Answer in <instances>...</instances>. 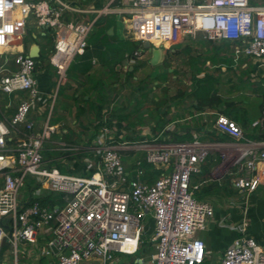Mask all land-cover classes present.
<instances>
[{
  "label": "built area",
  "instance_id": "2783aa9c",
  "mask_svg": "<svg viewBox=\"0 0 264 264\" xmlns=\"http://www.w3.org/2000/svg\"><path fill=\"white\" fill-rule=\"evenodd\" d=\"M71 13L94 17L73 20ZM108 15L116 16L135 42L166 51L167 43L176 45L200 34L208 41L231 43L236 59L247 57L264 65V4L250 0H110L104 7L86 10L63 0H0V250L8 234L16 253L21 242L35 245L42 231L51 235L41 250V256L52 259L49 264H117L116 255L130 258L129 264H204L206 247L197 235L207 229L215 210L210 202L193 198L197 186H191V176L210 155H218L220 163L209 178L219 180L234 169L232 186L238 195H246L256 191L259 171H264V149L248 141L231 119L215 115L214 131L232 138L221 143L193 139L155 147L147 141L116 144L112 128L103 125L92 148L59 144L61 153H94L96 161L87 167L94 170L90 176L62 174L44 160V144L56 127L48 116L35 130L31 111L42 100L35 78L37 61L28 56L35 42L25 52L20 41L31 25L52 38L48 62L59 87L74 58L88 47L95 21ZM30 33L35 39L36 33ZM251 126L264 127V100ZM132 150L143 151L144 162L160 171L152 184L143 180L141 160L134 162L132 175L126 173L119 152ZM28 177L36 188L23 197ZM41 190L61 195L63 205H40L34 198ZM147 218L154 254L145 260L135 255ZM237 227L239 236L219 264H264V247L246 235L247 222Z\"/></svg>",
  "mask_w": 264,
  "mask_h": 264
},
{
  "label": "crops",
  "instance_id": "0c3cea01",
  "mask_svg": "<svg viewBox=\"0 0 264 264\" xmlns=\"http://www.w3.org/2000/svg\"><path fill=\"white\" fill-rule=\"evenodd\" d=\"M109 2L110 0H96V8L91 7L89 9H99ZM68 4L79 7L78 3L68 2ZM85 15L87 14L71 13L68 16L73 20L83 21ZM16 16L20 19V11L16 13ZM118 24L119 21L116 19L115 27L108 29L99 38L93 31L94 29L92 30V37L90 41L88 39V47L82 54L76 56L69 68L70 71L68 70L70 78L64 82L68 87L59 101L57 91L51 89L54 82L52 76L43 68H36L35 78L42 100L31 111V118L35 122V130L40 129L48 116L49 123L53 117L55 119L62 118L57 124L50 123L56 127V133L53 135L57 137L52 140L51 147L52 145L57 147L51 148L48 152L43 150V157L47 163L70 166L66 158L68 156L58 155L60 153L57 150L59 144L92 148L98 142L100 129L103 125H109L112 128L114 132L113 139L116 144L131 143V139H134L137 140L136 142H150L152 147L167 143V141L172 142L171 138L174 135L184 136L190 134L193 139H201L206 138V134L214 131L215 115L221 114L218 110L195 111L191 108L193 102L191 98L186 96L178 98L176 93L172 91L173 87H171V90L166 86L170 84V81L161 85L158 84L159 81H154L155 84L150 82L149 85L152 84V89L151 87L148 89L147 86L140 87L136 83L147 81L148 76L141 77L140 75L145 70L144 66H146L149 55L140 54L136 56L138 50L132 57L128 56L125 51L128 46L125 42H132V40L127 37L124 29ZM184 39L175 46L183 43ZM221 46L226 52H229L228 57H225L232 60L230 69L221 64V61L217 65L209 64L206 61L202 67L217 69L215 76L219 79L217 91L220 98L241 109L243 116L250 123H253L260 117L261 105L264 100V93L261 96L262 91H264V65L253 59L248 61L247 57L236 59L233 57L232 47L225 49L223 45ZM220 47L213 48L217 52L215 54L217 60L224 58L220 56ZM19 49L18 47L15 48V50ZM40 53L39 46V57ZM84 53L87 57H83ZM172 53H175L174 50H172ZM141 63H144V66L131 75L134 67ZM85 69H89L86 74ZM232 70L235 71L234 75H232L233 73H227V71ZM240 73L242 74L240 75ZM171 78V84L174 85L175 76L172 75ZM160 88H165L167 91L165 92L162 89L163 93H157ZM98 93L103 96L101 100ZM100 105L102 107L99 111L98 106ZM55 109L56 115L54 116ZM236 124L242 129L238 123ZM127 137L129 139H126ZM227 141H232V138L229 137V140L223 142ZM259 147L264 149V142L259 143ZM84 154L88 155L84 160L85 169L83 171L86 173L93 170L92 168L87 170L88 164H94L96 160L94 153L89 151ZM74 155L76 154L72 153L69 156ZM123 165L126 173L132 175L134 163L125 162ZM259 174L261 175V183L255 192L246 194L243 203L239 205L235 203L236 197L226 200L230 208L236 204L238 205L234 207V212L222 214L224 215L223 218H220L221 214L218 213L219 216L216 217V210L222 209L221 206L225 202L218 203L214 201L212 203L215 213L208 224L210 231L206 229L197 235L205 244L206 260L213 250L220 254L221 260L224 251L239 236L238 231H230L222 227L223 224L214 225V223H222L221 219H224V222L229 225L231 223H239L238 225H240L245 220L247 222L246 235L264 247V199L259 198L264 192V171L260 170ZM50 237V234L39 231L35 245L21 242L17 245V252L14 253L7 235L6 241H8L9 250L3 242L1 247L3 253L0 256L2 264H43L46 257L41 256V250L45 248ZM220 241H223L222 245H220ZM7 253L9 254L8 257H6ZM46 259L49 262L52 260L50 258Z\"/></svg>",
  "mask_w": 264,
  "mask_h": 264
},
{
  "label": "trees",
  "instance_id": "16d2710c",
  "mask_svg": "<svg viewBox=\"0 0 264 264\" xmlns=\"http://www.w3.org/2000/svg\"><path fill=\"white\" fill-rule=\"evenodd\" d=\"M116 16L114 15H108L99 17L94 25L93 29H97V37L99 38L101 35L105 34V32L110 29L111 27H115L116 23ZM52 42V38H49ZM208 44L211 43V41L206 40ZM139 42H125V44L128 46L126 48V52L128 53V56L132 57V55L137 51ZM53 45V42H52ZM222 45L225 49H229L232 47V44L229 42H223ZM190 50H184L182 52L183 55H190ZM174 54H177L176 52ZM173 54V55H174ZM161 65H163L164 70L167 71V69L170 68L168 61L165 62V60L169 58L166 56ZM200 55L198 53H195L194 56L190 57L188 56L187 63L191 69V77H190V87L189 91L186 90L183 91H177L176 96L178 98L182 97H188L193 100L191 103V108L194 109L197 112H202L206 109H215L218 110L219 113L226 116L227 118L231 119L232 121L238 123L242 127V131L244 134V137L254 143H261L264 142V127H252L251 124L242 114V110L239 108L234 107L233 103L224 101L220 98L218 95V86H219V79L216 78L214 73H208L205 71L204 67H199L197 63L195 62L197 58ZM83 57H87L86 53H84ZM39 59V58H38ZM38 59L36 61H38ZM221 61V64H224L228 69H230V64L232 63V60L224 57L222 59L217 60L216 57L213 58L212 64L217 65L218 62ZM71 66V65H70ZM144 63H141L137 67L135 66L131 75H133L139 68L143 67ZM37 67H41L40 62H37ZM70 68V67H69ZM69 70V69H68ZM215 71L217 69H214ZM89 69H85V74L88 72ZM167 73V72H166ZM166 73L163 75V83L166 82ZM163 91H167L165 88H162ZM264 91H262L261 96L263 95ZM100 100L103 97L101 93H98ZM161 102V101H160ZM159 102V103H160ZM157 103V104H159ZM102 105L98 106V110H101ZM261 111V110H260ZM126 139H129L128 137ZM193 140V137L190 134H185L184 136H177L174 135L171 138L172 142H190ZM202 142H209V143H221L225 140H229V137L227 135H222L219 133H216L215 131L209 132L206 134V138L198 139ZM131 141H137L134 139H131ZM170 142V141H167ZM58 155H65L68 156L67 161H69L70 166H65L62 164H51V166L57 168L60 173L65 175H72V176H90L94 170H90L86 173H84L85 169V163L84 160L87 158L88 155L84 153H78L74 156H69L70 154L65 153H58ZM220 163V158L218 155H210L207 160L204 162V164L200 168V172L197 174H193L191 176L190 184L191 186H197V189L193 191L195 194V198L198 201H204V202H223V200H228L230 198H234L238 195L237 191L233 188L231 180L233 179L235 170L233 169L232 174L224 175L219 180H211L209 178V173L212 171L214 167H216ZM142 169L144 171L143 180L147 182L148 184H152L154 180H156L159 175L160 171L154 169L151 165L146 164L144 161L142 162ZM134 168V165H133ZM34 182V180H31L30 182H27L24 187V193L26 196L30 195L33 192V188L28 185L31 182ZM35 201L39 202L40 205L45 207H52L54 205L62 206L63 200L62 196L59 194H53L50 192H45L43 195H41L38 198H34Z\"/></svg>",
  "mask_w": 264,
  "mask_h": 264
},
{
  "label": "rangeland",
  "instance_id": "374dc122",
  "mask_svg": "<svg viewBox=\"0 0 264 264\" xmlns=\"http://www.w3.org/2000/svg\"><path fill=\"white\" fill-rule=\"evenodd\" d=\"M33 1H37V0H33ZM65 2H74L75 4H77L80 8L82 9H89V8H96V0H63ZM97 1H101V0H97ZM250 4H253V5H257V4H264V0H250ZM93 15H90V14H87L84 16L83 20L84 21H88L92 18ZM119 21V20H118ZM122 29H124V33L127 35V37L129 38V34L127 33V30L125 29V27L123 26V24L120 23L119 21V24ZM29 27V25H28ZM96 30V31H95ZM27 36L22 38V40L20 41V44L25 48V52H26V48H27V45L30 43V42H36L39 46H40V57L38 59V61L40 62L41 64V68L44 69V71H47L51 76H52V79H53V84L51 86V89L52 91H57V94H58V101L62 98V96L64 95L65 91L67 90V87L68 85H66V83L60 85L59 87H57V83H56V79H57V76L55 74V71L54 69L49 65V62H48V58L50 56V54L52 53V50H53V45H52V42L50 41V39L46 36L44 38H42L40 36V32L38 30H35L33 25L30 26V31L36 33V38L33 39L32 38V33H30L29 29L27 28ZM97 36V29L94 28L93 30ZM93 31L90 33L88 39L90 41L91 37H92V33ZM182 42V41H181ZM222 41H218V40H214V41H211L210 44H208L206 42V39H204L200 34H197L196 37L194 39L188 37L186 39H184L183 43H181L180 45H177V46H173L171 45L170 43H167L165 45V48H166V51H165V54L167 53L166 56H168V54L170 55L168 60L166 59L165 62L168 61V64L170 66V68L166 71L164 70V67L163 65L161 66H151L149 64L146 63V66L145 67V70L142 71V75H140L141 77H145V76H148L147 81L145 80L143 83H140V82H136L138 83V85H140V87H145L147 86L148 89L149 87H151V89L153 88L152 84H155L154 81H159L158 84L161 85L163 84V80L165 78H163V75L166 73V82L170 81V84L169 85H166L168 86L169 89H171V87H173V92L176 93L177 90L179 91H183V90H189V87H190V77H191V69L187 63V59H188V56L190 57L191 56H194L195 53H198L200 54V56L197 58V60L195 61L197 63V65L199 67H202L203 64L207 61L209 64L212 62L213 58H215V54H217L216 50L213 49L214 47L215 48H218L222 45ZM142 45L143 43H138V48H137V51L138 50H142L141 51V54H143L144 56H146V51L142 49ZM211 48V49H209ZM190 50V55L186 56V55H183L182 52L184 50ZM221 49V55L220 56H227L229 54V52H226L223 47L221 46L220 47ZM172 50H174V52H176L177 54H174L172 53ZM174 54V55H173ZM148 56V55H147ZM228 57V56H227ZM76 58V57H75ZM74 58V59H75ZM74 61V60H73ZM145 61V60H144ZM248 61H251V58H248ZM147 62V61H146ZM72 64V63H71ZM170 70V71H169ZM244 70V69H242ZM70 71V70H69ZM205 71H207L208 73H216V71L213 69V68H206ZM235 71L232 70V71H227V73H233L232 75H234ZM243 72V71H241ZM172 73V74H170ZM242 73H240L241 75ZM172 75L175 76V82H174V85L171 84V81H172ZM244 75V73H243ZM245 76V75H244ZM70 78V73L67 71L66 73V77H65V82ZM152 82V84L149 85V83ZM147 83V84H145ZM139 87V88H140ZM162 92V89L160 88V90L157 91V93H161ZM163 93V92H162ZM56 115V109H55V112H54V116ZM62 120V118H52L51 119V124H57L59 123L60 121ZM55 138H57L56 136H52L51 139L46 142L44 144V151L47 150L50 151L51 148H55L57 147L56 145H52L51 147V143H52V140H54ZM136 141H131V143H135ZM43 155H44V152H43ZM49 155V154H48ZM119 155L121 157V161H122V164H124L125 162H135L136 160H141L142 162L144 161V157H145V153L141 150H132V151H128V152H119ZM124 166V165H123ZM229 165H225L224 166V169H226V167H228ZM28 182L31 181V178L28 177ZM36 181L34 180V182L32 181L30 184H28L31 188H36V185H35ZM38 185V184H37ZM46 191H40L39 194L43 195ZM22 196L25 197V193H24V189L22 190ZM193 198H195V194L193 193L192 194ZM245 196L246 195H239V196H236L235 200L236 202L235 203H238L241 204L243 203V200H245ZM259 198H262L264 199V192H263V195ZM196 199V198H195ZM197 200V199H196ZM225 202V203H224ZM222 203V209L220 208L218 211L216 210L217 214H216V217L220 215V218H223L224 215L222 214H226L227 212L230 214L231 212H234V207L235 206H238L237 204L230 208L229 204H227V201L224 200ZM212 204V203H211ZM213 205V204H212ZM216 206V204H214ZM214 207V206H213ZM236 211H238V209H236ZM219 213V214H218ZM221 222L222 223H214V225H225L222 227H225L227 229H229L230 231H234V232H237V226L239 223H231V226L227 223V222H224V219H221ZM224 222V223H223ZM146 231L145 233L142 235V244L140 245V248L137 252V254L135 255V257L137 256H141V257H144L145 260H148L149 256L151 254H154V247L151 243V237H152V223H150L149 221V218L146 219ZM228 225L230 227H228ZM209 228L208 231H210V226H208ZM212 233V232H211ZM4 244L5 246H8L7 247V250H9V244H8V241H6V239L4 240ZM223 244V241H220V245ZM9 254L7 253L6 257H8ZM116 258L118 259V263L117 264H129V261H130V258H127V257H124V256H121V255H116ZM45 261L43 262V264H49L50 262L47 261V259L45 258L44 259ZM220 263V254L218 252H215L214 250L211 251L210 255L208 256V259L205 261L204 264H219Z\"/></svg>",
  "mask_w": 264,
  "mask_h": 264
},
{
  "label": "water",
  "instance_id": "95a60500",
  "mask_svg": "<svg viewBox=\"0 0 264 264\" xmlns=\"http://www.w3.org/2000/svg\"><path fill=\"white\" fill-rule=\"evenodd\" d=\"M142 49L146 51V54L149 55V59L147 60V64L151 66H158L161 65L165 58V50L164 48H158L151 46L148 42H144L142 45ZM142 51V50H139ZM28 56L37 60L39 58V46L36 43H32L29 51ZM5 231L8 232V227L4 226ZM8 237L10 238V234H8ZM52 251L55 253L56 250L52 249ZM3 253V250H0V256ZM0 264H2L0 259Z\"/></svg>",
  "mask_w": 264,
  "mask_h": 264
},
{
  "label": "bare ground",
  "instance_id": "6f19581e",
  "mask_svg": "<svg viewBox=\"0 0 264 264\" xmlns=\"http://www.w3.org/2000/svg\"><path fill=\"white\" fill-rule=\"evenodd\" d=\"M18 11H20V10H19V9H18V10H16V11H15V14H16Z\"/></svg>",
  "mask_w": 264,
  "mask_h": 264
}]
</instances>
